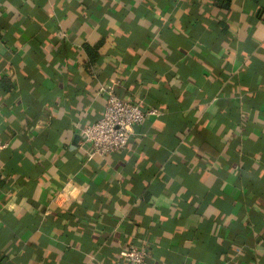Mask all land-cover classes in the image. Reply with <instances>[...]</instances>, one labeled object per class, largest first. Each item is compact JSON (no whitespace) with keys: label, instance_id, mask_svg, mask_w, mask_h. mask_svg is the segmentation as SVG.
Returning a JSON list of instances; mask_svg holds the SVG:
<instances>
[{"label":"crops","instance_id":"1","mask_svg":"<svg viewBox=\"0 0 264 264\" xmlns=\"http://www.w3.org/2000/svg\"><path fill=\"white\" fill-rule=\"evenodd\" d=\"M0 137V264H264V0H0Z\"/></svg>","mask_w":264,"mask_h":264},{"label":"built area","instance_id":"2","mask_svg":"<svg viewBox=\"0 0 264 264\" xmlns=\"http://www.w3.org/2000/svg\"><path fill=\"white\" fill-rule=\"evenodd\" d=\"M111 82L105 88L106 101L102 116L80 129L79 147L88 157L104 156L123 151L129 141L132 128L140 124L145 115L159 114L156 108L143 110L139 102H132L119 97L114 92ZM6 143L0 137V152ZM127 264H147V250L143 245H133L124 253Z\"/></svg>","mask_w":264,"mask_h":264},{"label":"water","instance_id":"3","mask_svg":"<svg viewBox=\"0 0 264 264\" xmlns=\"http://www.w3.org/2000/svg\"><path fill=\"white\" fill-rule=\"evenodd\" d=\"M80 136V135H79ZM79 136L77 135L76 137L79 138Z\"/></svg>","mask_w":264,"mask_h":264}]
</instances>
